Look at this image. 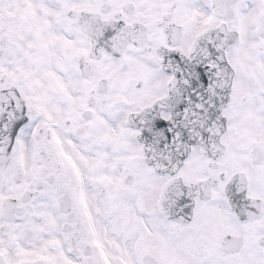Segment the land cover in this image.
<instances>
[{"label":"snow or ice","instance_id":"snow-or-ice-1","mask_svg":"<svg viewBox=\"0 0 264 264\" xmlns=\"http://www.w3.org/2000/svg\"><path fill=\"white\" fill-rule=\"evenodd\" d=\"M0 264H264V0H0Z\"/></svg>","mask_w":264,"mask_h":264}]
</instances>
